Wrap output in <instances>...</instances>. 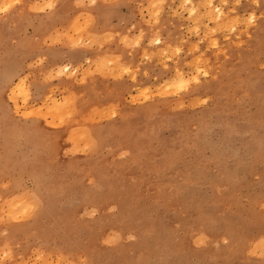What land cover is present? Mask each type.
I'll return each instance as SVG.
<instances>
[{"label": "rangeland", "instance_id": "rangeland-1", "mask_svg": "<svg viewBox=\"0 0 264 264\" xmlns=\"http://www.w3.org/2000/svg\"><path fill=\"white\" fill-rule=\"evenodd\" d=\"M0 264H264V0L0 12Z\"/></svg>", "mask_w": 264, "mask_h": 264}, {"label": "bare ground", "instance_id": "bare-ground-1", "mask_svg": "<svg viewBox=\"0 0 264 264\" xmlns=\"http://www.w3.org/2000/svg\"><path fill=\"white\" fill-rule=\"evenodd\" d=\"M193 8H194V6H193ZM210 10H211V9H209V11H210ZM211 11H212V12H211L212 15L215 14V18H219V17L222 16V13H221L220 10L213 9V10H211ZM215 18H214V19H215ZM215 21H217V19H215ZM154 42H155V43H159V42H160V39H155ZM102 60H103V59H102ZM101 63H102V62H101ZM100 66H101V64H100ZM103 67H104V66H103ZM66 68H67V66L64 67L63 70L66 69ZM63 70H62V71H63ZM54 102H55V101H54ZM50 105H52V107H51V106H50V107H51V112L53 113V115H55L56 113H59V111H60V109H61L59 106H57V105H53V102H52V104H50ZM57 116H58V115H57ZM57 116H56V117H57ZM16 195H17V194H16ZM13 197L15 198V196H13ZM12 199H13V198H12ZM15 200H17V199H15ZM18 202H20V201L18 200ZM16 203H17V202H16ZM16 203H15V204H16ZM9 205H10V204H9ZM12 205H13V204H12ZM12 205H10V206H12ZM13 207H14V206H13ZM18 208H19V206H18Z\"/></svg>", "mask_w": 264, "mask_h": 264}, {"label": "snow or ice", "instance_id": "snow-or-ice-1", "mask_svg": "<svg viewBox=\"0 0 264 264\" xmlns=\"http://www.w3.org/2000/svg\"><path fill=\"white\" fill-rule=\"evenodd\" d=\"M15 2H16V0H13V2L9 3L6 7H0V12H6L8 10V8H11L14 6ZM49 7H51V5H49ZM177 51H179V50L177 49ZM205 75H207V73H205Z\"/></svg>", "mask_w": 264, "mask_h": 264}, {"label": "clouds", "instance_id": "clouds-1", "mask_svg": "<svg viewBox=\"0 0 264 264\" xmlns=\"http://www.w3.org/2000/svg\"><path fill=\"white\" fill-rule=\"evenodd\" d=\"M92 2L95 3V0H92ZM225 2H226V0H225ZM236 2L239 3V0H236ZM51 6H52V5H51Z\"/></svg>", "mask_w": 264, "mask_h": 264}]
</instances>
